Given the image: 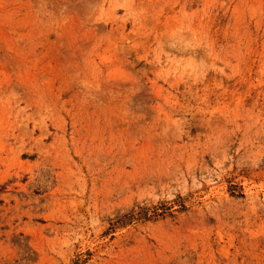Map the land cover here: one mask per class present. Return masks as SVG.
Masks as SVG:
<instances>
[{
  "label": "rangeland",
  "instance_id": "1",
  "mask_svg": "<svg viewBox=\"0 0 264 264\" xmlns=\"http://www.w3.org/2000/svg\"><path fill=\"white\" fill-rule=\"evenodd\" d=\"M0 264H264V0H0Z\"/></svg>",
  "mask_w": 264,
  "mask_h": 264
}]
</instances>
